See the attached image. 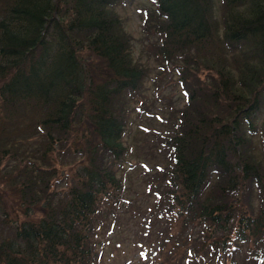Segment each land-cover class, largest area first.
<instances>
[{
    "label": "trees",
    "instance_id": "1",
    "mask_svg": "<svg viewBox=\"0 0 264 264\" xmlns=\"http://www.w3.org/2000/svg\"><path fill=\"white\" fill-rule=\"evenodd\" d=\"M116 2L0 0V178L27 205L24 214L33 206L40 214L0 233V264L95 259L100 214L121 193L118 170L128 154L123 100L145 77ZM153 5L154 55L195 73L216 70L196 86L186 81L187 102L169 142L167 200L185 226L198 220L215 233L197 253L224 248L232 232L240 241L256 237L264 230V157L252 160L247 148L249 137L264 134L256 124L264 95V0H221L220 34L212 0ZM56 146L83 157L63 192L50 189ZM249 184L262 188L257 215L230 197ZM6 214L0 204V218Z\"/></svg>",
    "mask_w": 264,
    "mask_h": 264
},
{
    "label": "rangeland",
    "instance_id": "2",
    "mask_svg": "<svg viewBox=\"0 0 264 264\" xmlns=\"http://www.w3.org/2000/svg\"><path fill=\"white\" fill-rule=\"evenodd\" d=\"M212 1L220 34L221 0ZM154 10L153 0H117L115 5L124 30L132 38L133 57L145 69V77L138 91L127 92L123 100L130 122L123 138L128 154L118 170L122 188L120 195L111 199L100 214L101 224L93 238L96 256L92 264H264V230L245 241H240L232 232L224 248L213 250L207 245L206 251L197 253L199 245L207 242V236L215 233L198 220L185 226L180 209L167 200L172 170L169 142L177 132L180 111L187 102L186 81L196 86L200 80L215 75L216 70L202 68V74L195 73L174 59L167 62L157 58L154 55L157 36L150 30L154 25ZM225 58L229 65V56ZM215 61L217 63L218 59ZM263 98L264 95L257 113L259 129H264ZM263 139L262 131L256 137H249L247 149L252 160L264 157ZM73 156L75 158L71 159ZM52 157L55 174L50 189L63 192L83 157L81 152L68 154L66 148L58 146ZM18 164L21 166L23 162ZM241 192L230 197L242 203L251 215H257L262 188L250 189L249 184ZM19 197L0 178V204L7 213L0 218V233L5 236L11 234L18 223L40 217L34 212L35 206L34 211L30 207L33 212L24 214L27 205L21 204Z\"/></svg>",
    "mask_w": 264,
    "mask_h": 264
}]
</instances>
